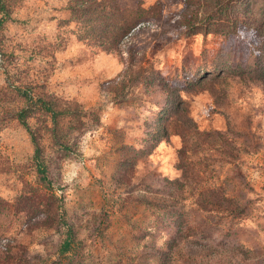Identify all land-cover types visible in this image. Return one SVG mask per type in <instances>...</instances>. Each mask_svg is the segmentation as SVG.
I'll use <instances>...</instances> for the list:
<instances>
[{
  "label": "rangeland",
  "instance_id": "374dc122",
  "mask_svg": "<svg viewBox=\"0 0 264 264\" xmlns=\"http://www.w3.org/2000/svg\"><path fill=\"white\" fill-rule=\"evenodd\" d=\"M114 3L160 4L121 55L77 0L0 11V264H264V0Z\"/></svg>",
  "mask_w": 264,
  "mask_h": 264
},
{
  "label": "trees",
  "instance_id": "16d2710c",
  "mask_svg": "<svg viewBox=\"0 0 264 264\" xmlns=\"http://www.w3.org/2000/svg\"><path fill=\"white\" fill-rule=\"evenodd\" d=\"M79 2V6L76 8L78 12L84 13L86 15L89 14H96V19L93 21H100L101 19H108L112 20L115 17H118V23H113L111 25L112 30L109 32H106L107 38H105L104 42H101V47L106 52H112L121 55L120 46L122 43V40L124 37L128 35V33L134 29L137 24L141 21V19H144L146 17H149V15L153 11H160V4L157 3L156 5L144 9L141 6H137L135 10L126 11L121 10L120 7L115 4V0H77ZM113 1L111 3V6L108 5L109 2ZM0 11L7 16V8L5 4V0H0ZM127 14L128 18L123 19V16ZM108 15V16H107ZM107 16V17H106ZM153 17V16H150ZM186 17V16H184ZM191 19L186 20V25L191 26ZM188 21V22H187ZM92 22V21H91ZM101 26L98 28V31L100 30ZM246 41L249 45V52L248 57L250 58L251 63H253L250 67L251 71L254 74L263 73L264 71V42L260 36V34L255 31L254 33L250 34L249 36H246ZM25 113L18 116L19 123L26 129V131L30 134L32 144L35 148V157H38L40 153V147L39 144L36 141V137L31 133L30 128L24 120ZM160 118H164L168 120V115L164 113L159 114ZM165 135L169 136L168 128L165 127ZM38 172L42 175L43 180L48 181L47 176L45 175V169L41 164H38ZM185 238H183L181 235H176L172 237V239L166 244L165 251L162 252L161 257L163 258V261L165 264H170L172 262L171 260V253L172 251H177V249H181V246L184 244ZM198 241V240H197ZM196 240H193V242H197ZM200 242H203L207 244L206 239L201 238ZM222 246L223 243H221ZM188 248L187 245H184ZM69 247V242L66 241L63 245L64 251H66ZM214 258V257H213ZM228 260H235V262H223L221 263V260H219L218 264H242V263H249L248 258H244L243 254L241 257L237 256L236 253H231ZM191 260L187 257L185 260H182V264H193V262H190ZM257 264V263H256Z\"/></svg>",
  "mask_w": 264,
  "mask_h": 264
}]
</instances>
